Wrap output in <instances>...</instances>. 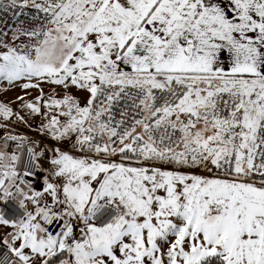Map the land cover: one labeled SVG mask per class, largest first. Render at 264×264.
<instances>
[{
  "label": "snow or ice",
  "instance_id": "6c2138e0",
  "mask_svg": "<svg viewBox=\"0 0 264 264\" xmlns=\"http://www.w3.org/2000/svg\"><path fill=\"white\" fill-rule=\"evenodd\" d=\"M0 264H264V0H0Z\"/></svg>",
  "mask_w": 264,
  "mask_h": 264
},
{
  "label": "rangeland",
  "instance_id": "374dc122",
  "mask_svg": "<svg viewBox=\"0 0 264 264\" xmlns=\"http://www.w3.org/2000/svg\"><path fill=\"white\" fill-rule=\"evenodd\" d=\"M16 94H17L16 92H11V93H8V96H14Z\"/></svg>",
  "mask_w": 264,
  "mask_h": 264
},
{
  "label": "trees",
  "instance_id": "16d2710c",
  "mask_svg": "<svg viewBox=\"0 0 264 264\" xmlns=\"http://www.w3.org/2000/svg\"><path fill=\"white\" fill-rule=\"evenodd\" d=\"M9 15H11V13H9ZM10 23H11V21H10Z\"/></svg>",
  "mask_w": 264,
  "mask_h": 264
}]
</instances>
